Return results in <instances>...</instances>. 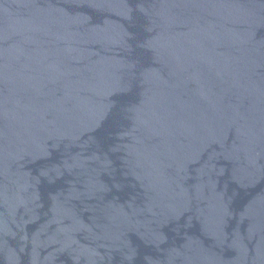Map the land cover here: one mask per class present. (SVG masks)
<instances>
[{
    "label": "water",
    "instance_id": "water-1",
    "mask_svg": "<svg viewBox=\"0 0 264 264\" xmlns=\"http://www.w3.org/2000/svg\"><path fill=\"white\" fill-rule=\"evenodd\" d=\"M0 264H264V0H0Z\"/></svg>",
    "mask_w": 264,
    "mask_h": 264
}]
</instances>
